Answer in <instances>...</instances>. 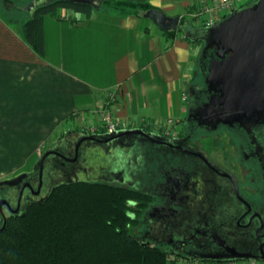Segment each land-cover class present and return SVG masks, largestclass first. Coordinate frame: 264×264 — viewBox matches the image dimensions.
<instances>
[{
  "label": "flooded vegetation",
  "instance_id": "1",
  "mask_svg": "<svg viewBox=\"0 0 264 264\" xmlns=\"http://www.w3.org/2000/svg\"><path fill=\"white\" fill-rule=\"evenodd\" d=\"M183 123L176 136L154 131L162 142L141 135L117 145H78L85 132L58 139L60 154L48 157L42 172L31 167L19 185L0 188V228L5 227L0 236L11 220L44 203L58 185L96 181L138 195L128 204L129 236L144 247L164 250L170 260L201 261L188 254L206 252L207 229L216 225L231 238L256 235L259 228L264 240V126L248 131L221 125L208 131L193 121ZM220 131L229 134L237 164L230 160L227 167L213 158L215 146L206 139Z\"/></svg>",
  "mask_w": 264,
  "mask_h": 264
},
{
  "label": "crops",
  "instance_id": "2",
  "mask_svg": "<svg viewBox=\"0 0 264 264\" xmlns=\"http://www.w3.org/2000/svg\"><path fill=\"white\" fill-rule=\"evenodd\" d=\"M113 1L109 9L90 16L62 6L44 15L45 56L41 58L22 32L29 13L18 5L31 0H10L18 7L13 13L16 18L6 19L8 15L0 13L2 103L17 102L21 111L28 112L21 114L24 117L62 116L90 112L118 88L114 114L129 128H141V121L147 119L152 124L149 130L160 131L168 116L183 126L196 47L201 42L185 35L186 28L199 26L189 17L184 21V15L192 12L197 0ZM150 7L179 15L183 30L168 33L141 17L139 11ZM176 264L191 261L177 259Z\"/></svg>",
  "mask_w": 264,
  "mask_h": 264
},
{
  "label": "water",
  "instance_id": "3",
  "mask_svg": "<svg viewBox=\"0 0 264 264\" xmlns=\"http://www.w3.org/2000/svg\"><path fill=\"white\" fill-rule=\"evenodd\" d=\"M60 0H31L29 10L41 4ZM68 3L89 4L94 10L102 0H62ZM140 16L151 19L159 28L173 33L181 26L179 15H169L155 7L139 11ZM185 35L195 42H202L198 57L202 76L200 84L190 87L186 122H196L200 128L215 131L221 125H238L248 131L264 126V0H256L246 7L238 8L215 26L186 28ZM146 136L162 142V136L145 128L118 129L114 132L81 133L78 145H117L132 136ZM58 144L51 145L33 165L31 172L43 171L48 157L60 154ZM31 172L0 180L2 186H15L28 178ZM24 216V214H23ZM5 227L0 228L2 231ZM209 240L206 252L200 256L188 255L201 261L264 260V240L259 228L256 235L245 232L239 238H231L220 226L207 229ZM206 232V230H205ZM211 245V246H209ZM192 254V255H191Z\"/></svg>",
  "mask_w": 264,
  "mask_h": 264
},
{
  "label": "trees",
  "instance_id": "4",
  "mask_svg": "<svg viewBox=\"0 0 264 264\" xmlns=\"http://www.w3.org/2000/svg\"><path fill=\"white\" fill-rule=\"evenodd\" d=\"M27 4L18 5L29 13L22 32L41 58L44 15L62 6L90 16L93 8L60 0L31 11ZM137 199L132 190L102 182L58 185L44 203L9 222L0 236V264H176L164 250L129 236L128 204Z\"/></svg>",
  "mask_w": 264,
  "mask_h": 264
},
{
  "label": "rangeland",
  "instance_id": "5",
  "mask_svg": "<svg viewBox=\"0 0 264 264\" xmlns=\"http://www.w3.org/2000/svg\"><path fill=\"white\" fill-rule=\"evenodd\" d=\"M255 1L256 0H250L251 3ZM135 2L137 1L135 0ZM12 3L13 2H10V0H0V13L4 16L8 15L6 19L11 17L16 18V16H13V13L18 7L14 6ZM113 3H115L113 0H103V5L97 11L107 10L114 5ZM137 3L141 4L140 2ZM196 3L192 11L195 10ZM27 5L25 6L27 7ZM94 12H96V10L92 8V13ZM192 13L193 12H190L188 16L186 13L184 15L186 16L184 21L187 17L191 18ZM200 24L201 23L197 22L196 25L199 26ZM202 49V43L200 42L196 47L197 52L195 54L197 59ZM198 66L197 60L193 67L194 77L189 86V93L192 85L202 82V76ZM113 91H116V95L114 101H111L110 97L111 94L114 93ZM107 96V102L104 101L96 105L90 112L87 110H78L77 112L62 116L53 114L28 117L21 116V114L28 112L21 111L17 106V102L13 105L2 103L0 96V180L16 175L21 171L29 170L31 167L34 168L32 165L41 156L40 154L43 150L55 144L58 139L64 136L76 135L81 132H104L105 128L102 123L104 113L107 114L108 112L112 115L111 117L113 120H118L114 113L118 109L117 100L119 99V89L114 88L110 90ZM32 110L36 111L34 109H31V111ZM143 120L148 121L147 119ZM215 136L214 138L206 139V143L212 141V146H215L214 148L216 150L212 155L213 158L226 164L225 166L227 167L230 164V160H234L237 164L235 146L230 141L229 134L220 131V133ZM239 171L240 170L237 169L236 174L241 176ZM172 260L176 261L177 259L172 258Z\"/></svg>",
  "mask_w": 264,
  "mask_h": 264
},
{
  "label": "built area",
  "instance_id": "6",
  "mask_svg": "<svg viewBox=\"0 0 264 264\" xmlns=\"http://www.w3.org/2000/svg\"><path fill=\"white\" fill-rule=\"evenodd\" d=\"M250 0H197L196 8L193 13L191 14V19L195 24L197 22L201 23L199 27H206L210 28V26H215L222 22V19L230 15L234 12V10L238 8L246 7V5L250 4ZM198 26V25H196ZM111 94V101H114L116 91ZM104 113V112H103ZM102 113V114H103ZM103 114V127L107 132H114L118 129H128L129 125L122 120H113L112 115L107 112ZM143 128H150L152 127L149 121H141ZM161 126V133L164 135L169 136H176L178 130L180 128V123L171 116L165 118V120L160 123ZM264 264L262 260H234V261H225V262H216V261H209V262H201V261H191V264Z\"/></svg>",
  "mask_w": 264,
  "mask_h": 264
}]
</instances>
